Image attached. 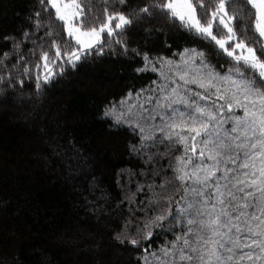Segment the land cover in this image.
<instances>
[{
	"label": "trees",
	"instance_id": "obj_1",
	"mask_svg": "<svg viewBox=\"0 0 264 264\" xmlns=\"http://www.w3.org/2000/svg\"><path fill=\"white\" fill-rule=\"evenodd\" d=\"M151 2L118 5L126 14L137 12L123 42H108L103 55L75 67L65 63L62 72L50 65L56 74L37 87L45 74L35 67L43 63L37 57L48 51L54 59L55 52L44 37L47 13L40 0H0V264H143L144 248L122 234L135 237L159 214L148 204L147 185L161 182L152 173L168 159L154 156L149 163L147 154L155 149L143 156L133 152L139 136L104 113L113 106L119 110L130 92L158 81L157 72L137 71L145 67V55L153 62L175 60L195 48L217 71L232 66L179 22L139 13ZM93 3L99 9L103 0ZM233 7L240 8L242 27L252 36L250 6L235 0ZM41 18L45 27L37 29ZM141 184L144 191L137 190ZM151 230L152 239L141 241L144 247L156 250L173 239L161 227Z\"/></svg>",
	"mask_w": 264,
	"mask_h": 264
},
{
	"label": "snow or ice",
	"instance_id": "obj_2",
	"mask_svg": "<svg viewBox=\"0 0 264 264\" xmlns=\"http://www.w3.org/2000/svg\"><path fill=\"white\" fill-rule=\"evenodd\" d=\"M40 3L49 21L44 37L55 52L54 59L48 51L37 57L43 63L35 67L45 70L37 87L56 74L50 65L62 72L65 63L75 67L91 55H103L110 41L121 44L131 17L137 16L135 10H119L126 0H103L99 9L93 0ZM234 3L152 0L139 9L179 22L212 43L232 65L217 71L205 52L195 48L185 49L179 60L153 62L145 55V67L137 71L157 72L158 81L130 92L119 110L113 106L104 113L139 136L133 152L143 156L155 149L147 154L149 163L154 156L168 159L166 167L152 173L162 176L161 182L147 185L152 193L148 204L159 214L135 237L122 234L131 245L144 248L143 264H264V0H243L250 6L252 36L242 27ZM35 26L44 28L43 19ZM20 62L25 63L23 56ZM144 189L143 184L137 187ZM154 226L173 236L156 250L141 243L152 239Z\"/></svg>",
	"mask_w": 264,
	"mask_h": 264
},
{
	"label": "rangeland",
	"instance_id": "obj_3",
	"mask_svg": "<svg viewBox=\"0 0 264 264\" xmlns=\"http://www.w3.org/2000/svg\"><path fill=\"white\" fill-rule=\"evenodd\" d=\"M175 60H179V57L177 59H175Z\"/></svg>",
	"mask_w": 264,
	"mask_h": 264
}]
</instances>
